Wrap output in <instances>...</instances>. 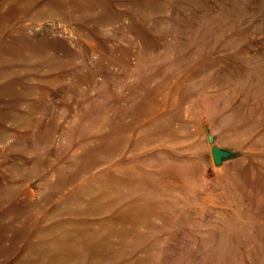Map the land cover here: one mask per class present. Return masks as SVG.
<instances>
[{
	"label": "rangeland",
	"instance_id": "obj_1",
	"mask_svg": "<svg viewBox=\"0 0 264 264\" xmlns=\"http://www.w3.org/2000/svg\"><path fill=\"white\" fill-rule=\"evenodd\" d=\"M0 264H264V0H0Z\"/></svg>",
	"mask_w": 264,
	"mask_h": 264
},
{
	"label": "water",
	"instance_id": "obj_2",
	"mask_svg": "<svg viewBox=\"0 0 264 264\" xmlns=\"http://www.w3.org/2000/svg\"><path fill=\"white\" fill-rule=\"evenodd\" d=\"M207 141L211 146V158L215 167H220L224 162L230 161L239 156L238 152L223 148L221 145L216 144L215 136L213 134L207 135Z\"/></svg>",
	"mask_w": 264,
	"mask_h": 264
}]
</instances>
